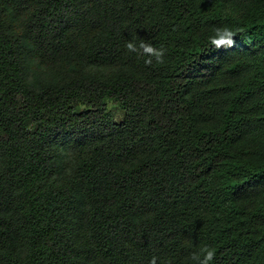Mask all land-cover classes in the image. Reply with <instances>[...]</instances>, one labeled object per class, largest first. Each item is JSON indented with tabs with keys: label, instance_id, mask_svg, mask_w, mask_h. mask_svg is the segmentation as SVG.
Wrapping results in <instances>:
<instances>
[{
	"label": "trees",
	"instance_id": "1",
	"mask_svg": "<svg viewBox=\"0 0 264 264\" xmlns=\"http://www.w3.org/2000/svg\"><path fill=\"white\" fill-rule=\"evenodd\" d=\"M201 245L264 264V0H0V264Z\"/></svg>",
	"mask_w": 264,
	"mask_h": 264
},
{
	"label": "clouds",
	"instance_id": "2",
	"mask_svg": "<svg viewBox=\"0 0 264 264\" xmlns=\"http://www.w3.org/2000/svg\"><path fill=\"white\" fill-rule=\"evenodd\" d=\"M243 31L244 29L242 28L233 30L228 26L216 27L213 29V33L208 37V42L217 50L221 48H231L235 44L234 37L237 36L238 32L242 33ZM125 47L128 52L136 53L137 57H148V59L144 61L147 66L153 64V59L158 64L164 63L166 50L163 47L157 48L152 43L146 42L143 39L140 40L138 45L135 40H130L126 43ZM215 255L216 251L214 248L201 245L197 251L191 253L189 259L193 264H211ZM150 264H157V257H152Z\"/></svg>",
	"mask_w": 264,
	"mask_h": 264
}]
</instances>
